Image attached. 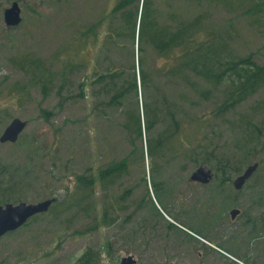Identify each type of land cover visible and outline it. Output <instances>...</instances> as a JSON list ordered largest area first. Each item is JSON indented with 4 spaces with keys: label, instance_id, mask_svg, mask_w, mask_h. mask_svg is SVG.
I'll list each match as a JSON object with an SVG mask.
<instances>
[{
    "label": "rangeland",
    "instance_id": "obj_1",
    "mask_svg": "<svg viewBox=\"0 0 264 264\" xmlns=\"http://www.w3.org/2000/svg\"><path fill=\"white\" fill-rule=\"evenodd\" d=\"M13 1L18 2L21 20L9 27L3 12ZM114 1L0 0V135L12 118L27 120L16 142H0V162L29 166L28 174L16 181L12 199L22 196L20 201L34 203L54 197L56 201L50 212L30 218L0 237V264H75L87 247L99 255L98 264H118L126 255H133L135 264H264V238H258L264 232L244 226L249 224L245 223L247 219L264 218V147H257V157L251 162L259 160L258 166L240 189L232 185L237 174L213 168L212 179L201 185L189 180L197 166L184 154L168 165L158 163L152 171L144 149L148 136L135 139L131 130L123 128V115L116 108L100 106L92 113L95 96L88 82L93 71L105 65L106 54L100 37L94 45L82 30L106 15ZM187 3L155 0L163 16L170 4L182 14L193 13L195 5ZM211 19L212 27L231 22V44L236 53L252 54L257 63H264L261 30L237 15L216 12ZM95 31L102 35L103 24ZM130 49L134 50L136 66V45ZM25 54L41 58L52 70L65 62L72 65L67 92L57 93L56 84H52L44 94L39 86L29 84L22 100L8 101L12 86L27 80L10 60ZM145 58L150 67L154 58L149 47ZM96 59L98 64H94ZM127 60L122 44L110 62L120 65ZM153 95L149 93L150 98ZM100 100L102 96L97 98ZM249 103L237 107L228 118L237 121L248 111ZM208 108L203 105L199 112L208 116ZM235 132L227 131L222 138L228 134L233 140ZM123 158L129 162V170L122 186L96 191L80 208L66 206V186L71 187L75 173ZM231 163L234 168L246 166L237 165L235 158ZM160 181L161 187L154 188L153 184ZM125 188L131 189V210L141 201L145 207L131 221L125 218L126 212H120L113 226L93 230L94 208L116 198ZM232 208L239 209L233 220L229 216ZM107 247L111 249L106 251Z\"/></svg>",
    "mask_w": 264,
    "mask_h": 264
},
{
    "label": "trees",
    "instance_id": "obj_2",
    "mask_svg": "<svg viewBox=\"0 0 264 264\" xmlns=\"http://www.w3.org/2000/svg\"><path fill=\"white\" fill-rule=\"evenodd\" d=\"M182 1L195 5V11L182 14L170 4L163 16L155 0H115L106 15L82 30V35L94 45L100 37L106 54L105 65L95 69L88 82L95 96L92 113L100 106L116 108L123 115V128L131 130L135 139L148 136L144 149L152 171L158 163L168 165L184 154L194 166L207 165L216 172L228 170L238 175L244 169L231 167V161L235 158L239 166L250 165L257 157V147H264V63H257L252 54L236 53L231 44V22L224 27H212L210 20L216 12L237 15L264 33V0ZM102 24L105 31L101 35L95 28ZM122 44L128 60L114 65L110 59ZM133 44L136 45V66L134 50L130 49ZM146 47L153 53L150 67L146 64ZM10 61L27 75V80L12 86L6 96L8 101L22 100L29 84L39 86L44 94L52 84H56L57 93L67 92L72 66L68 62L52 70L41 58L29 54L12 57ZM94 64H98V59ZM149 93L154 95L150 98ZM99 96L103 100L97 101ZM247 102H250L248 111L240 114L237 121L228 118ZM203 105L209 107L208 116L199 112ZM235 129L233 140L228 134L222 138L224 133ZM128 170L129 162L123 158L75 173L71 187L66 186V206L80 208L96 191L122 186ZM28 172L29 166L0 162V203L23 199L12 197L17 191L16 181ZM160 184L163 182L154 183V188H160ZM130 190L125 188L116 198L94 208L93 230L113 226L120 212H126L125 218L131 221L145 207L141 201L131 210ZM110 249L107 247L106 251ZM98 256L87 247L75 264H98Z\"/></svg>",
    "mask_w": 264,
    "mask_h": 264
},
{
    "label": "water",
    "instance_id": "obj_3",
    "mask_svg": "<svg viewBox=\"0 0 264 264\" xmlns=\"http://www.w3.org/2000/svg\"><path fill=\"white\" fill-rule=\"evenodd\" d=\"M3 19L5 24L9 27L18 25L21 17L20 7L17 1H13L9 7L4 9ZM26 126L27 120L21 119L19 117L12 118L2 131L0 135V142H16ZM257 166L258 162L247 165L244 170L234 178V188L240 189L251 177ZM212 177L213 172L209 167L206 165H199L190 173L189 180L192 182L206 184L212 179ZM54 201V197H48L34 203L20 201L17 203L6 202L4 204H0V237L7 232L14 231L23 226L34 215L47 212ZM238 212V208H233L230 210L229 213L231 218H234L235 214ZM135 263L136 260L133 255H126L120 258L118 264Z\"/></svg>",
    "mask_w": 264,
    "mask_h": 264
},
{
    "label": "flooded vegetation",
    "instance_id": "obj_4",
    "mask_svg": "<svg viewBox=\"0 0 264 264\" xmlns=\"http://www.w3.org/2000/svg\"><path fill=\"white\" fill-rule=\"evenodd\" d=\"M233 181H234V179L232 180V185H233ZM198 183L201 184V185H207L208 184V183L202 184L200 182H198ZM226 186L228 187V184H226ZM229 216H230V213H229ZM230 218H231V216H230ZM231 219L233 220L234 218H231ZM245 223H249V224H244V226L246 227L247 225H250V231L255 230L257 233H262V231L264 232V218H261L260 217L259 220H250V219H247L245 221ZM258 238H264V236L261 235Z\"/></svg>",
    "mask_w": 264,
    "mask_h": 264
}]
</instances>
